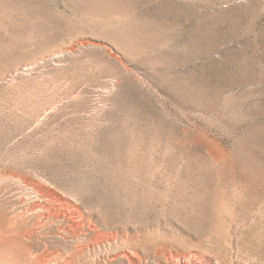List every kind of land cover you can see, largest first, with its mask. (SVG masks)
Returning <instances> with one entry per match:
<instances>
[{
	"label": "rangeland",
	"instance_id": "1",
	"mask_svg": "<svg viewBox=\"0 0 264 264\" xmlns=\"http://www.w3.org/2000/svg\"><path fill=\"white\" fill-rule=\"evenodd\" d=\"M39 263L264 264V0H0V264Z\"/></svg>",
	"mask_w": 264,
	"mask_h": 264
},
{
	"label": "bare ground",
	"instance_id": "2",
	"mask_svg": "<svg viewBox=\"0 0 264 264\" xmlns=\"http://www.w3.org/2000/svg\"><path fill=\"white\" fill-rule=\"evenodd\" d=\"M40 191H42V190H40ZM44 192V191H43ZM38 195V194H37ZM46 195V194H45ZM47 196V195H46ZM36 197V196H35ZM34 197V198H35ZM49 197V196H48ZM47 197V198H48ZM37 198V197H36ZM41 198V197H40ZM40 200V199H39ZM44 200V199H43ZM51 200V199H50ZM54 200V197H53V199L51 200V201H53ZM55 200H56V198H55ZM58 200V199H57ZM35 201H37V200H35ZM47 201V200H46ZM49 201V200H48ZM60 201V200H59ZM28 203V202H27ZM32 203V202H31ZM34 203V202H33ZM30 204V203H29ZM28 205V204H27ZM38 205V207H39V203H36V204H33V205H30V207L32 206V207H34V206H37ZM42 206V205H41ZM57 207V206H56ZM35 210H37V208H35ZM35 210H33V211H35ZM41 210V209H40ZM26 211V210H25ZM45 212V211H44ZM42 213V212H41ZM51 213V212H50ZM57 213V212H56ZM59 214H61V211L59 212ZM21 216H22V214H21ZM25 216V215H24ZM51 216V215H50ZM20 217V216H19ZM37 217V216H36ZM48 217V216H47ZM22 218V217H21ZM38 218V217H37ZM41 218V217H40ZM43 218V217H42ZM57 218V217H56ZM44 219V218H43ZM29 220H30V218H29ZM38 220V219H37ZM57 220V219H56ZM31 221V220H30ZM41 221V220H40ZM24 223V222H23ZM47 223V222H46ZM45 223V224H46ZM58 223V222H57ZM34 224H36L35 222H34ZM38 224H40V223H38ZM39 226V225H38ZM43 226H44V224H43ZM40 227V226H39ZM56 228V227H55ZM60 228V227H59ZM39 229V228H38ZM66 228H65V224H64V222H62L61 223V230L63 231V230H65ZM32 230V229H31ZM41 230V229H40ZM59 230V229H58ZM53 232V231H52ZM55 232V231H54ZM20 233V232H19ZM30 233V232H29ZM57 233V232H56ZM52 234V233H51ZM25 235H26V230H21V234H20V236H21V238L23 239H25L26 237H25ZM16 236V235H15ZM28 236V235H27ZM56 236V235H55ZM51 237V236H50ZM56 237H59V236H56ZM29 238V237H28ZM52 238V237H51ZM60 238V237H59ZM17 239V238H16ZM50 239V238H49ZM63 239V238H62ZM55 240V239H54ZM49 241V240H48ZM52 241V240H51ZM50 241V242H51ZM24 242V241H23ZM48 243V242H47ZM60 243V242H59ZM58 244V243H57ZM47 245V244H46ZM45 246V245H44ZM49 247V246H48ZM46 249H47V247H46ZM47 251V250H46ZM52 251V250H51ZM45 253H47V252H45ZM55 254V253H54ZM59 254V253H58ZM50 255V254H49ZM53 254H51V256H52ZM46 256V255H45ZM45 256H44V258H45ZM56 256V255H55ZM58 256V255H57ZM44 258H43V260H44ZM57 258H59V256L57 257ZM39 259V258H38ZM45 259H47V257L45 258ZM60 259V258H59ZM55 260H56V258H55ZM46 261V260H45ZM60 261V260H59ZM55 262V261H54ZM41 263V262H40ZM39 263V264H40Z\"/></svg>",
	"mask_w": 264,
	"mask_h": 264
}]
</instances>
